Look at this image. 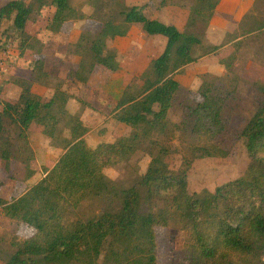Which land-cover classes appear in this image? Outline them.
<instances>
[{"label": "trees", "instance_id": "1", "mask_svg": "<svg viewBox=\"0 0 264 264\" xmlns=\"http://www.w3.org/2000/svg\"><path fill=\"white\" fill-rule=\"evenodd\" d=\"M170 1L161 0L158 8L169 6ZM219 3L192 0L183 30L146 16L147 2L88 0V14L71 6L70 0H9L0 6V48L18 55L30 70L29 79H13L20 90L14 102L0 97V160L6 169L11 159L19 160L28 180L35 173L30 169L31 133L44 135L62 150L50 168L39 165L42 178L18 196L3 197L0 180L3 215L34 230L15 243V252L3 264H157L155 228L168 226L184 233L182 264H264V84L253 83L263 99L239 134L245 141L248 166L242 176L213 191L188 193L187 172L196 159L226 156L213 143L225 129V96L206 80L208 74H201L204 80L197 90L201 100L188 104L177 124L168 119L182 89L175 74L238 37L227 34L219 45L203 43L204 33L197 27L207 29ZM47 6L51 16L43 29L50 34L60 33L66 23L75 26L91 20L98 26L93 32L82 29L72 45L71 54L78 62L64 79L59 78L72 87L56 84L45 99L32 86L46 87L57 75L45 69L46 40L28 33L26 25ZM5 21L9 25L2 29ZM133 25H140L147 36L165 38L163 51L124 87L109 112L113 129L106 123L87 136L90 126L81 118L82 111L90 108L87 98L92 95L78 88L89 85L97 67L110 72L120 69L118 52L108 43L125 37ZM263 27L261 23L246 32ZM239 41L222 59L226 71L235 60ZM27 52L37 56L26 58ZM7 122L16 128V140L24 141L25 158L12 154ZM176 131L188 134L192 142L188 156L173 168L170 145L163 141H170ZM144 141L150 146V161L136 181L125 185L104 173L128 161ZM86 204L96 205V210L85 214Z\"/></svg>", "mask_w": 264, "mask_h": 264}, {"label": "rangeland", "instance_id": "2", "mask_svg": "<svg viewBox=\"0 0 264 264\" xmlns=\"http://www.w3.org/2000/svg\"><path fill=\"white\" fill-rule=\"evenodd\" d=\"M9 0H0V6ZM28 2L29 0H24ZM161 0H126L127 4H148L146 14L156 16L163 21L173 22V4L181 5L185 10L192 5V0H171L170 5L160 10L159 3ZM88 0H70L71 6L77 10L88 14L91 12V7L87 4ZM157 7V9H155ZM51 16V6L43 9L40 16L35 17L27 23V32L33 35L41 36L43 50L46 55V68L56 70L61 77L65 76L68 68H73L78 61V57L71 54L72 45L77 40L82 29L93 32L97 28L95 21L87 20L84 23H66L62 26L60 33L50 34L44 30ZM179 16L176 17V20ZM181 19V17H180ZM264 23V0H254L252 9L248 11L240 21L242 28L237 31L241 39L235 54V60L231 68L227 71L221 70L218 62L221 58H226L233 50L228 47L219 50L212 57H206L192 65L185 66L181 71L175 74L176 79L181 84L182 89L176 95L173 106L169 111L168 119L171 123L177 124L186 107L194 105L201 98L197 93L204 78H201L202 73L208 74L206 80L211 81L216 85L221 95L225 96V106L223 109V120L225 123L224 131L217 136L213 142L219 148L226 151V156L221 157H205L196 159L191 163L190 169L187 172V191L192 194L200 192L203 189L213 191L217 186L225 184L229 181L242 176L248 166L249 156L245 148V141L240 137V131L246 124L247 120L259 106L263 99V95L257 90L254 82L264 84V30L259 32H246L253 29L255 25ZM9 22L3 23L2 29L8 27ZM44 28V29H43ZM245 29V30H244ZM205 34L202 25L197 27V31ZM204 34L202 40H204ZM209 39V38H208ZM207 41V40H206ZM224 42V41H223ZM109 47L114 48L118 52L120 69L116 72H110L101 67H97L94 74L91 76L89 85L81 86L79 91L83 89L88 91L93 97L105 98L109 96L111 99H117L121 96L126 83L131 78H137L140 73L146 68L151 59L156 57L162 50L163 44L156 37L147 36L141 29L140 25H133L125 37L116 38L108 43ZM2 52L0 48V53ZM37 55L27 52L26 58H35ZM7 71L0 75L1 93L15 97L19 91V87L13 82L14 78H22L27 75V65L19 58L18 55L9 53L5 60ZM29 74V73H28ZM61 82V83H60ZM140 84V82H137ZM56 84L62 87L67 86L59 77H53L47 83V86H39L38 91L43 92L42 97L47 99L50 95L49 88ZM64 87V86H63ZM229 93V95H226ZM4 95L0 94L4 101ZM12 99V98H11ZM7 100V99H6ZM13 100V99H12ZM82 100V99H81ZM83 101V100H82ZM99 114L90 108L93 115H97L91 122L86 121L90 126L91 133H96L103 127V124L109 123L110 112ZM92 119L93 116H87ZM103 122V123H102ZM6 136L12 144V153L14 156L25 158L28 155L26 150H22L24 141H17V130L9 122L5 123ZM119 132H124L121 126ZM65 134V132L63 133ZM62 135V134H61ZM28 141L29 147L35 152L34 160L30 163V169L35 173L31 178V182L27 184L25 179V168L17 159H11L8 164V169L0 160V180L4 182L2 188V196H18L22 194L29 184L38 181L43 172L39 168L41 160V150L44 151V164L46 168H50L61 154L60 148L55 147V142ZM192 139L188 134L176 131L171 140H164L163 144L170 145V165L173 168H178L184 156H188V145ZM149 144L147 141L138 145L136 152L128 161H124L114 167L107 168L104 173L115 181L122 182L125 185H131L141 175L144 174L150 156L148 155ZM155 151V150H154ZM32 154V155H33ZM92 210H96V205L86 204L84 206L85 214H90ZM34 230L16 220L5 217L0 210V264L6 262L9 256L15 252V243L21 242L29 238ZM156 260L157 264H182L184 233L179 229L168 227H156Z\"/></svg>", "mask_w": 264, "mask_h": 264}, {"label": "crops", "instance_id": "3", "mask_svg": "<svg viewBox=\"0 0 264 264\" xmlns=\"http://www.w3.org/2000/svg\"><path fill=\"white\" fill-rule=\"evenodd\" d=\"M253 2H254V0H220V3L216 7L215 13H214V15H213V17H212V19H211V21H210V23H209V25H208V27L206 29V32L204 34V40H205V42L203 41V43L211 44V45H219V44L223 43V41H224L225 37L227 36V34L228 35H231V36L237 34L238 37L235 40L230 41L226 45H224L222 47V49H221V50H223V49H226L228 47H231V44L232 43L240 40L241 39V36L237 33V31H239V29L242 28L240 26V21H241V19H243L244 15L248 11H250L252 9ZM140 4H142V3H140ZM170 6L172 7V5H170ZM148 7L149 6H147V8L144 11L145 14L147 12ZM163 8H166V7H161L160 10H162ZM155 9H157V7ZM189 9L185 10L184 8L181 7V5L173 4V10H174L173 15H174L175 20H176V17L179 16L178 19H177V21L173 20V22L172 21L171 22L163 21L162 19H160V18H158L156 16L153 17V16H149L147 14H146V16H148L150 18L158 19V20H160V21H162L164 23H167V24H172L177 29L183 30V28L185 26V23L187 21V18H188ZM180 17H181V19H180ZM262 30H264V27L262 28ZM255 32H258V31H255ZM41 35L42 34H39L37 36L38 37H41ZM150 37H156V38L160 39V42L163 44V47H162V50H161V52H162L163 51V48L165 46V41H166L165 38H163V37H161L159 35H154V36H150ZM45 50L46 49H44V51ZM44 51H43V54H44V57H45V69L47 71L53 73L54 75H57L59 78L64 79L65 76H66V73H65V76L64 77H61L60 74L57 73L56 70H49V69L46 68V55H45ZM212 56H214V54H210V55L201 57L200 59L197 60V62L199 60L203 59V58L212 57ZM222 59H223V57L218 62V64L221 67V70H224L223 65L221 63L222 62ZM77 62H76V64H77ZM192 64H194V62L191 63V64H189V65H192ZM69 69L70 68H68L66 70V72ZM26 70H27V75L25 77H22V79H29L30 78V70L27 69V68H26ZM202 74H204V73H202ZM175 79H176V77H175ZM126 85H127V83H126ZM38 89H39L38 84H34L32 86V91L34 93H36L38 95H42L43 92L38 91ZM2 93H1V95H4ZM19 93H20V90L18 91V93H17V95L15 97H12L10 94L9 95H6V96L4 95L5 100L7 99L8 101L14 102L18 98ZM118 99H119V97L117 99H113V98L111 99L109 96L106 95L105 98H102L101 96L99 98L91 96L89 99L87 98V101L90 103V108H92L94 112H98L99 114H104V113H108L109 108H112L115 105V102ZM69 105H71V107L74 108L75 107L74 101H71L69 103ZM90 108H87L84 111H82V118L81 119L83 120L84 123L87 120L91 122L93 119H95L96 117H98V113H97V115L96 114L93 115L94 113L92 114L89 111ZM76 109H78V107H76L75 110H73V112L76 111ZM87 116H93V118L90 120V119L87 118ZM107 126L109 128H111V129H113V127H114L113 124H112V121L109 122L107 124ZM120 127L121 126H118V129L119 130H120ZM33 128L34 127H32V130H33ZM91 132H92V130L89 133H87V136H89L91 134ZM30 138H31V141L32 140H38V141L39 140L40 141H44L45 140V141H48L47 138L44 135H42V134H40L38 132L31 133L29 135V140H30ZM108 140H110V139H108ZM32 150H33V152H35V150L33 148H32ZM60 152H62V150H60ZM39 159L41 160V162H39V165L43 164L44 163V151L43 150H41V156L39 157ZM31 178L27 180V184L29 182H31ZM36 182H33L32 184H29V186L35 184ZM1 195H2V193H1ZM5 198H7V197H5Z\"/></svg>", "mask_w": 264, "mask_h": 264}, {"label": "built area", "instance_id": "4", "mask_svg": "<svg viewBox=\"0 0 264 264\" xmlns=\"http://www.w3.org/2000/svg\"><path fill=\"white\" fill-rule=\"evenodd\" d=\"M8 56H9V51L0 53V75L2 73H5L8 69L6 66V62H5L6 58H8Z\"/></svg>", "mask_w": 264, "mask_h": 264}]
</instances>
